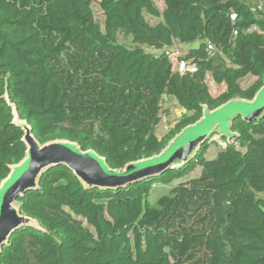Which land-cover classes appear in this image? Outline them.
I'll list each match as a JSON object with an SVG mask.
<instances>
[{"label":"trees","instance_id":"obj_1","mask_svg":"<svg viewBox=\"0 0 264 264\" xmlns=\"http://www.w3.org/2000/svg\"><path fill=\"white\" fill-rule=\"evenodd\" d=\"M194 42L177 59L196 71L173 69L166 51ZM263 87L264 0H0V184L30 142H73L123 172ZM163 97L185 112L158 137ZM228 131L125 185L53 161L16 194L0 264H264V110ZM156 186L169 188L151 203Z\"/></svg>","mask_w":264,"mask_h":264},{"label":"rangeland","instance_id":"obj_2","mask_svg":"<svg viewBox=\"0 0 264 264\" xmlns=\"http://www.w3.org/2000/svg\"><path fill=\"white\" fill-rule=\"evenodd\" d=\"M157 6L159 9H162L163 3L161 1H157ZM95 11L97 16L100 17L101 12L98 11L97 8H95ZM196 45L197 42L190 44L175 43V45L171 47L169 50L173 52H179V54H181L184 50H187L190 47H195ZM151 51L156 52L154 50ZM171 63L174 66L175 61L173 60L171 61ZM253 79L254 77L246 78L245 81H243L242 85L245 86L246 84L252 82ZM207 82H208L209 92L213 96H216L217 94H219L224 90V86L222 84L214 83L209 76L207 77ZM262 97H264V87L257 92L254 100H258ZM161 104L163 108L169 109V114L166 115L164 114L162 116L160 123L156 127V133L158 137H161L168 129L172 128L174 124L178 121V119H180L182 114L185 112L182 108L178 106L175 99L172 97H163ZM174 138L172 140H175ZM215 139L217 140V143L220 145L219 138L215 137ZM166 148H169V146H167ZM165 151L166 149L160 152L159 154L155 155L154 157L157 158L163 155ZM86 153H87L86 151L78 150L73 142H68V141L65 142L59 148H56V146L50 142L40 143V144L30 142L28 144L25 156L19 162L15 163L12 166L9 174L2 180L0 184V245L6 241L10 230L15 228L14 226L18 225L19 223V211H18L19 199L16 196L22 195L23 192L21 191L23 189H25L26 187H30L35 183L36 181L35 178H37L38 175L41 173L39 172V170L44 166H46V164L49 163L53 158L61 159V156L63 157V159H67L68 161H71L73 164L75 163L76 160L82 161V164H84L83 162L84 160L82 159L87 158L85 156ZM98 160L101 162L100 159ZM23 182L25 185L22 187L23 188L22 189L21 186ZM167 188H169V186L154 187L150 192L148 198L149 201L151 203H154L158 195L166 191ZM18 190H20L19 191L20 193L17 192ZM3 231L5 232L4 236H2Z\"/></svg>","mask_w":264,"mask_h":264},{"label":"water","instance_id":"obj_3","mask_svg":"<svg viewBox=\"0 0 264 264\" xmlns=\"http://www.w3.org/2000/svg\"><path fill=\"white\" fill-rule=\"evenodd\" d=\"M264 110V97L254 100L251 104H244L243 102H235L221 107L220 109L207 113L203 119H200L193 125L182 130L166 148L163 155L151 158L147 161L139 162L137 164L129 165L123 172L111 171L103 162L101 163L97 156L87 152L82 161L76 160L73 164L67 159L61 161L67 164L74 173L87 185V186H106V185H125L132 183L134 180L142 179L152 173L162 171L170 166L175 160H184L189 156L197 145L206 137L212 130L219 131L222 135H230L228 131V121L234 115H242L243 118L251 119L259 116ZM62 142V143H61ZM67 141L53 142L56 148L61 147ZM78 149V148H77ZM79 150V149H78ZM81 151V150H80ZM62 152V151H59ZM80 153V152H79ZM53 158V161L57 160ZM59 159V158H58ZM143 163V164H141ZM44 166V167H46ZM43 167V168H44ZM93 167V168H92ZM98 167V168H97ZM41 168L39 172L42 171ZM97 168V169H96Z\"/></svg>","mask_w":264,"mask_h":264},{"label":"built area","instance_id":"obj_4","mask_svg":"<svg viewBox=\"0 0 264 264\" xmlns=\"http://www.w3.org/2000/svg\"><path fill=\"white\" fill-rule=\"evenodd\" d=\"M258 8H262V2L259 3ZM234 17V15L231 16L232 19H234ZM251 28L255 27L252 26ZM233 34H236V31H233ZM207 49L212 54V52H214L215 47L212 44L208 43ZM166 54L168 55L170 62L173 60L175 61L174 66L172 65L173 69H177L180 73H183L185 71L189 73H194L196 71L197 67L194 63L177 59L179 52H173L169 50L166 51Z\"/></svg>","mask_w":264,"mask_h":264},{"label":"crops","instance_id":"obj_5","mask_svg":"<svg viewBox=\"0 0 264 264\" xmlns=\"http://www.w3.org/2000/svg\"><path fill=\"white\" fill-rule=\"evenodd\" d=\"M17 189H19V188H17ZM17 189H16V190H17ZM4 235H5V232L3 231V232H2V236H4Z\"/></svg>","mask_w":264,"mask_h":264}]
</instances>
